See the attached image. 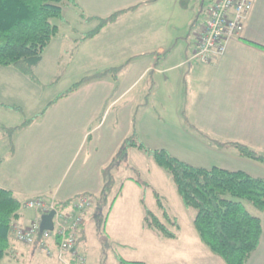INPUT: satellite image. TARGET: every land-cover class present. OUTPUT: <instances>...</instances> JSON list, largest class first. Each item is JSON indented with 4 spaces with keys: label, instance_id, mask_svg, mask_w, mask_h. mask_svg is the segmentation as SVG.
Returning <instances> with one entry per match:
<instances>
[{
    "label": "crops",
    "instance_id": "obj_1",
    "mask_svg": "<svg viewBox=\"0 0 264 264\" xmlns=\"http://www.w3.org/2000/svg\"><path fill=\"white\" fill-rule=\"evenodd\" d=\"M147 1L151 0H76L79 8L75 9L85 17L105 18ZM213 1L154 0L135 12L122 15L94 38L79 42L82 50L95 45L105 32L117 33L124 29L125 37L130 39L114 47L119 55L112 54L110 61H106L110 67L106 70L117 61L121 65L130 61L116 79L106 75L94 80L49 107L30 126L13 134L12 148L2 130L8 126H0V187L11 191L21 203L33 198L63 203L80 195L96 196L101 189L100 171L130 135L134 112L138 109L136 129L140 141L147 146V141H154L159 127L164 126L161 117L166 112L163 108L169 110L168 117L177 124L178 136L188 139L191 161L195 163L192 166L243 171L264 179V164L240 156L230 146H215L188 129L181 117L184 111L191 124L209 139L242 144L264 154V0H252L241 35L228 43L223 55L208 65L198 62L184 65L193 50L198 23ZM138 20L148 21L159 33L144 38L143 43L135 41L132 29L138 27L135 23ZM56 41L52 40L45 49L34 74L43 64L47 49ZM37 81L32 82L13 67H0V116L4 112L23 116L21 104L30 101H38L40 108L39 111L33 109L28 114L29 119L23 122L41 113L51 101L45 104L42 96L37 98L43 86L38 76ZM129 99L132 104L118 113L116 109ZM108 110L111 117L105 119ZM119 121L125 126L123 134L115 129ZM132 151L134 149L129 151L128 160ZM75 160H80L77 166L73 165ZM123 168L120 166L115 174V185L120 183L121 188L106 213L103 227V234L117 247L128 245L112 233L115 222L112 209L118 200L129 197L126 190L139 192L134 178L125 175L126 168ZM42 216L35 210L21 208L14 226L40 223ZM88 221L79 239H84ZM178 239L179 232L175 240ZM78 246L84 250L82 241ZM0 264L59 263L34 246L29 248L17 243L11 234L10 250ZM189 264L222 263L211 257L189 261ZM247 264H264L263 222L259 246Z\"/></svg>",
    "mask_w": 264,
    "mask_h": 264
},
{
    "label": "trees",
    "instance_id": "obj_2",
    "mask_svg": "<svg viewBox=\"0 0 264 264\" xmlns=\"http://www.w3.org/2000/svg\"><path fill=\"white\" fill-rule=\"evenodd\" d=\"M153 1L138 4L105 18L85 17L81 14L84 20L95 21L97 24L79 42L83 43L94 38L105 27L114 24L122 15L135 12L142 5ZM62 3L79 8L76 0H0V67H13L32 82H38L34 75V68L41 62L45 49L58 35V26L54 24V21H64ZM129 61L103 73L84 77L51 101L41 113L30 120H25L21 125L13 128L2 127L9 138L11 148L13 134L30 126L49 107L94 80L102 79L106 75L116 79ZM12 109L20 111L17 107H12ZM137 110L131 118L130 135L123 140L111 161L100 171L101 189L98 195L91 196L94 207H96L92 221L95 224L102 250L100 264H106V252L112 247L103 235L106 221L103 210L114 202L113 199L110 203V197L115 187V174L118 168L123 165L126 169L133 170L128 165V154L131 149H136L153 159L156 165L171 177L183 206L194 211L193 225L200 242L213 255L221 258L225 264H247L259 246L262 221L249 213L243 202L246 201L257 210L264 211V179L252 177L243 171H228L217 167L210 169L195 167L173 157L164 149H148L140 141L137 133ZM181 117L188 129L204 136L215 146L219 148L230 146L240 156L264 164V154L257 153L242 144L220 143L209 139L191 124L184 111H181ZM135 174L137 175L136 172ZM134 182L141 188H150L146 182L139 179L138 175ZM153 194L165 223L150 212L141 200L144 209L143 228L166 239H177V234L168 229V227H174L177 232L180 231L177 219L167 213L163 199L155 191ZM80 196L63 203H56V206L58 209H63ZM21 208L22 203L13 193L0 187V261L8 255L10 250V235L13 234L14 223L19 217ZM81 241L83 238L79 239L78 243ZM118 263L143 264L125 262L121 259H118Z\"/></svg>",
    "mask_w": 264,
    "mask_h": 264
},
{
    "label": "rangeland",
    "instance_id": "obj_3",
    "mask_svg": "<svg viewBox=\"0 0 264 264\" xmlns=\"http://www.w3.org/2000/svg\"><path fill=\"white\" fill-rule=\"evenodd\" d=\"M61 5L63 8L64 21H54V24L58 26V35L55 38L57 41L53 42L47 49L45 60L36 71L38 79L43 82L41 91L39 90L41 93L38 92L36 96L38 99L42 96L45 104L49 101H53L66 92L71 86L84 77L105 72L106 68H110L108 64H106V61H110L114 55H119V53H116L114 47H119L128 43V39H130L127 36L125 37L124 29L118 30L117 33H112V30H109L103 34L95 45L85 46L81 50V48L78 47L79 40L82 39L85 34L92 31L97 22H88L84 20L81 17V12L67 3H62ZM135 23L138 27L132 30L136 34L134 39L137 42L143 43L146 41L144 38L152 37L159 33L155 27H152L153 25H149L148 21L140 22V20H138L135 21ZM128 32L129 30L127 34ZM55 63L58 64V66H55ZM121 64V62L117 61L116 64L112 65V68L119 67ZM36 74L34 75L37 78ZM126 102L127 103L120 104L119 108L116 109L118 113L120 110H126V108L132 104L130 99L126 100ZM16 106L19 107V105ZM21 106L22 115L24 117L12 112H4L2 116H0V126L6 125L8 128L18 126L24 119H29L28 114H31L33 109L39 111L38 108H40L38 101L34 103L32 101L29 103L23 102ZM40 110L42 111L43 109ZM163 110L166 112V115L162 113L161 117L164 126L159 127L158 136L154 141H150L149 139V141H147L148 144L146 143L147 146L144 145L150 150L164 149L181 161L190 165L195 164L191 161L192 157L188 149V139L183 135H181V137L178 136L177 124L167 115L169 110L165 108H163ZM108 112L109 110L106 111L104 115L105 119L111 117H108ZM124 128V124H121L120 121L115 127L116 132L119 134H123ZM79 162L80 160H75V164L73 165L77 166ZM128 165L135 170L139 179L146 182L150 188L144 189L135 184L139 192L135 193L132 190H126L129 193V197L123 201L118 200V204L113 207L112 215L115 218V222L112 224V233L115 234L114 236H117L119 240H122L128 245V247H117L112 243V249L106 252L105 255L106 264H119L118 259L130 263L143 264H189V261L210 259L211 257L219 263L225 264L221 258L213 255L208 248L200 242L193 225L194 211L183 206L171 177L158 167L153 159L148 158L136 149L132 151V155L128 160ZM123 169L125 170V167ZM133 170L126 169L127 174L125 175H130L136 179L137 175ZM120 188V183L115 185L110 197V203L117 197ZM153 191L163 199L167 213L172 218L177 219L180 226L178 240L163 238L143 228L144 209L141 200L144 201L146 208L150 212L156 215L161 222L165 223L162 219V212L156 203ZM139 193L140 195L137 198ZM243 204L249 213L261 219L264 228V211L257 210L246 201H244ZM111 207L112 203L110 208ZM95 209L96 207L90 211L88 217L90 220H87L88 223L82 241V245L84 246L83 252L86 254L87 264H100L102 258L101 244L95 224L92 221ZM108 209L109 207H106L103 210L106 217V213L109 211ZM168 229L178 234L174 227H168ZM103 235L106 237L105 234ZM17 243L19 242L17 241ZM19 244L24 247H33L22 243ZM43 255L46 256L44 253Z\"/></svg>",
    "mask_w": 264,
    "mask_h": 264
},
{
    "label": "built area",
    "instance_id": "obj_4",
    "mask_svg": "<svg viewBox=\"0 0 264 264\" xmlns=\"http://www.w3.org/2000/svg\"><path fill=\"white\" fill-rule=\"evenodd\" d=\"M252 9V0H214L198 23L193 50L184 65L198 62L210 64L223 55L227 45L238 38ZM22 208L35 210L41 215L55 211L52 231H41L39 222L26 227H14L15 240L27 246H36L48 258L60 264H87L86 254L78 240L94 201L82 195L71 205L58 209L56 203L45 198H33L22 203Z\"/></svg>",
    "mask_w": 264,
    "mask_h": 264
},
{
    "label": "water",
    "instance_id": "obj_5",
    "mask_svg": "<svg viewBox=\"0 0 264 264\" xmlns=\"http://www.w3.org/2000/svg\"><path fill=\"white\" fill-rule=\"evenodd\" d=\"M55 214V211H51L50 213L43 215L41 217L40 222V230L41 231H52L53 228V216Z\"/></svg>",
    "mask_w": 264,
    "mask_h": 264
}]
</instances>
